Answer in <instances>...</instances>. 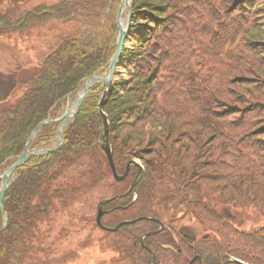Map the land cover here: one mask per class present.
I'll return each instance as SVG.
<instances>
[{"label": "trees", "instance_id": "1", "mask_svg": "<svg viewBox=\"0 0 264 264\" xmlns=\"http://www.w3.org/2000/svg\"><path fill=\"white\" fill-rule=\"evenodd\" d=\"M111 1L113 8L120 2L58 0L13 17L15 6L25 0H0L3 37L21 36L50 18L81 22L78 33L61 37L41 62L10 74L15 83L6 94L0 87V175L22 154L39 123L59 117L64 101L85 78L107 70L117 26L115 17L100 19L107 17ZM171 1L135 0L137 46L121 64L135 70L134 78L118 82L103 107L118 173L132 159L144 167L137 192L129 189L138 166L117 181L101 147L97 106L104 87L96 84L65 129L64 147L34 155L17 170L4 196L9 223L0 233V264H33L44 242L42 225L52 224L60 213L68 216L62 219L67 230L77 218L88 224L83 208L99 188L110 193L101 200L111 199L102 217L105 226L143 216L164 224L161 230L158 221L140 220L105 231L102 248L112 252L111 264H153L142 237L158 230L145 239L154 264H188L196 255L203 264H221L229 257L264 264V223L246 227V220H238L251 210L264 216V0H227L219 12L214 6L200 12L201 2L175 8ZM99 21L105 33L98 42L82 40L81 31ZM234 40L245 52H226L231 64L223 72L217 67L220 56L210 48L219 50ZM229 72L236 75L227 77ZM58 127L46 126L32 149L49 144ZM188 217L201 229L195 236L184 232ZM3 223L0 209V228Z\"/></svg>", "mask_w": 264, "mask_h": 264}, {"label": "rangeland", "instance_id": "2", "mask_svg": "<svg viewBox=\"0 0 264 264\" xmlns=\"http://www.w3.org/2000/svg\"><path fill=\"white\" fill-rule=\"evenodd\" d=\"M57 1L58 0H25L23 4L15 6V11L12 13V16L17 17L23 14L26 9H33L38 4L45 3L50 5L56 3ZM198 2H201L200 12H203L211 6H214L213 9L216 10V12H219V10L223 8V6L224 8H227V0H172L171 6H174L175 8H181L187 3L193 4ZM120 4L121 0L119 3H117V5L114 6V8L112 5L111 10L109 12H106L107 17L101 18L100 20L103 23L108 18L110 20L111 18L115 17L116 20V13ZM174 10V8H171L168 14L173 12ZM65 21L66 20L64 19L60 20L57 18H50L40 23L39 26L29 28L25 30L26 32L22 31L23 33H21V36L19 34H14L11 37L0 36V87L5 90L3 91L5 94L8 92L7 90L11 89L15 83V81L11 79V77L13 76H10V74L16 75L26 66H31L32 64H34V62H41L45 54L56 47L61 37L78 33L81 23L79 19L75 18L69 22ZM101 21L93 22L91 25L85 27L81 31L82 40L86 41L89 44H96L100 36L105 33L104 27L100 25L102 24ZM223 24L224 23H222L221 27L225 26ZM261 24H264V21H262ZM132 25L130 29L129 39L126 42L122 62L124 61L125 56L128 55L127 51L137 46V42L133 40ZM216 26L218 27L219 25ZM262 27L264 28V26ZM218 28L221 29L220 26ZM205 36V40L208 41L210 36ZM215 40H217L216 37ZM206 46L207 44L204 43L202 48H205ZM210 50L213 51L218 57L220 56L221 63L217 65V67L222 69L223 72L226 71L228 65L231 64L230 60L228 59L229 57L225 55L226 52L232 51V53L235 55H239L240 53L245 52L244 49H242L241 42L235 40L234 43H227L219 50L215 48H210ZM210 56L211 55H207V58ZM134 73L135 70L130 69L129 67H126L124 65H120L119 73L115 77L116 81L114 88L120 81H122V83H127L133 80ZM230 74L231 72L228 73L227 77ZM235 75L236 73L232 72L231 76L229 77L232 78ZM247 76H254V79H256L257 77L250 73H248ZM236 87L240 90H243V87L241 86ZM21 93L22 92L20 90H17L15 92V94L18 96H20ZM77 98L78 95L75 94L69 100L66 99L63 103L64 109L61 113H64L68 108L72 107ZM58 143L59 140H56L53 144ZM50 146L51 145H46V147ZM39 150H42V148L37 149L36 151ZM136 160L141 164V161L139 159ZM107 195H110V193L104 191L101 188L95 190L89 195V201L83 208V211H87L89 214L88 216L90 219L88 224H85L83 219L77 218L74 221L73 229L69 228V230H67L68 226L64 224L63 220L65 219V221H67L68 216L60 213L58 214V219L55 220L52 224L42 225L43 229L41 230H43L44 232V234L42 235L44 237V242L38 244V247L39 249H41V251L34 254V256L32 257V263L111 264L110 262H108V260L113 255L112 252L104 251V249L102 248L103 238H107L108 235L104 230L100 229L96 223L98 211L97 205L101 201V198L104 196L106 197ZM238 220L242 221L243 223L246 220L247 223L245 224V226L248 227L255 225L252 223H257L258 225L264 223V216H262L261 213L257 210H251L243 217L238 216ZM191 222L193 224H191ZM182 224L189 225V229H187L186 231L184 230V232H187L189 236H195V234L201 232V229L198 227L196 221H193L192 217H188V219H186Z\"/></svg>", "mask_w": 264, "mask_h": 264}, {"label": "water", "instance_id": "3", "mask_svg": "<svg viewBox=\"0 0 264 264\" xmlns=\"http://www.w3.org/2000/svg\"><path fill=\"white\" fill-rule=\"evenodd\" d=\"M135 0H121V4L118 8L117 15H116V25H117V33H116V50L110 61L108 62V70L105 75L100 74H93L90 77L85 78L81 84L79 85L78 89L74 94H78L81 90V93L78 95V98L74 105L65 111L63 115L56 119H48L42 121L40 124H38L33 132L31 133L30 138L27 141V144L25 146L24 151L21 155H19L16 158V161L13 162L7 169L4 171V173L1 175L0 179L2 181L0 186V209L3 210V204H4V196L8 188L10 187L12 181V177L16 175L17 170L25 164L32 156L37 155H47L48 153L52 151H57L63 148L65 145V135L64 131L65 128L68 127L69 123L78 115L80 112L83 102L85 98L91 93V88L96 84L100 83L105 87L104 92L102 93L101 99L99 101V104L97 106V113L103 120V131L102 136L104 138V141L102 142L101 146L102 149L106 152L108 160L110 162L114 177L117 181H123L125 180L130 172V169L132 166H138L139 171L136 175V178L131 185L129 191L134 190L137 192V186L140 181V178L143 174V166L139 164L136 160H131L127 164V168L123 174H119L115 161H114V151H113V144L112 140L110 138V119L108 118L107 114L103 110V106L107 102L108 98L110 97L111 91L114 88L115 85V73L117 68L120 67V63L122 60V57L124 56V50L126 46V42L129 39L130 36V29L132 25V15H133V5ZM59 123V127L57 130L56 137L60 139V143L57 145H54L52 147L47 148L43 152H35L32 150V146L38 137V135L41 133V131L48 125ZM138 197V194H136L135 199ZM111 201V199H105L100 201L98 204V214H97V223L98 225L108 231H118L123 225L126 224H133L140 220H154L158 221L161 225V230L164 228L163 223L153 217L150 216H143L134 220H127L119 223L116 227L110 228L105 226L102 223V217L106 213L105 206L106 204ZM3 216H4V224L2 228L0 229V233L6 230L8 223H9V215L6 211L3 210ZM160 230V231H161ZM159 231L150 232L142 237V243L144 244L145 238L149 235H153L155 233H158ZM148 250H150L147 246H145ZM153 255V264L156 262V257L154 253ZM196 260H199L200 264H202V259L199 256H196L193 260H191L188 264H193ZM236 262L239 264H246L245 262H242L241 260L235 258V257H229V262Z\"/></svg>", "mask_w": 264, "mask_h": 264}, {"label": "bare ground", "instance_id": "4", "mask_svg": "<svg viewBox=\"0 0 264 264\" xmlns=\"http://www.w3.org/2000/svg\"><path fill=\"white\" fill-rule=\"evenodd\" d=\"M119 73V68H117V70H116V73H115V77H116V75ZM81 93V90L79 91V93L77 94V95H79Z\"/></svg>", "mask_w": 264, "mask_h": 264}]
</instances>
